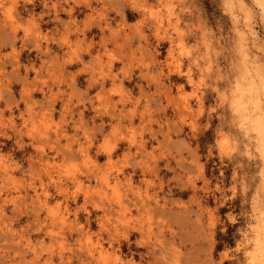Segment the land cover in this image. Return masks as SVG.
Segmentation results:
<instances>
[{
  "label": "rangeland",
  "instance_id": "1",
  "mask_svg": "<svg viewBox=\"0 0 264 264\" xmlns=\"http://www.w3.org/2000/svg\"><path fill=\"white\" fill-rule=\"evenodd\" d=\"M242 2L250 22L224 0H0V264L254 261L261 155L227 100L264 20Z\"/></svg>",
  "mask_w": 264,
  "mask_h": 264
},
{
  "label": "bare ground",
  "instance_id": "2",
  "mask_svg": "<svg viewBox=\"0 0 264 264\" xmlns=\"http://www.w3.org/2000/svg\"><path fill=\"white\" fill-rule=\"evenodd\" d=\"M163 1H165V0H163ZM243 1V0H242ZM242 1H240V0H224V4H225V6L228 4L229 6H232L234 3H236L237 4V6L239 7V9H244V7L246 6L245 4H243V2ZM133 3V2H132ZM145 3H146V1H145ZM163 3H166V2H163ZM227 3V4H226ZM253 3L257 6V10H258V14H259V16H260V18L262 19V20H264V0H253ZM167 5V4H166ZM245 5V6H244ZM235 8V7H234ZM247 8V7H246ZM244 9V10H246L245 12H244V10H243V13H245L244 15H245V18H246V20H247V22H250V20L248 21V19H250V17L249 16H251V15H249L248 14V12L247 11H249V9L247 10V9ZM226 9H228V7H226ZM232 10H233V8H231ZM231 9H229V10H231ZM149 10V9H148ZM151 10H153V9H151ZM150 10V14H152L153 12ZM155 10V9H154ZM231 10V11H232ZM147 11V10H146ZM234 11V10H233ZM241 11V10H240ZM230 12V11H229ZM137 13V12H136ZM155 13H156V10H155ZM235 13V12H234ZM234 13H233V16H235L234 15ZM144 14V13H143ZM148 15H150L149 13H147ZM157 15V14H156ZM159 15V14H158ZM144 16V15H143ZM155 16V15H154ZM230 16V15H229ZM232 16V17H233ZM258 16V17H259ZM142 17V16H141ZM150 17V16H149ZM147 19V18H146ZM146 19H144V20H146ZM149 19V18H148ZM154 19H158V18H154ZM161 19V18H160ZM160 19H158V20H160ZM233 19V18H232ZM231 19V20H232ZM244 19V18H243ZM245 21V20H244ZM261 21V20H260ZM156 22H157V20H156ZM161 22V21H160ZM234 22V21H233ZM246 21H245V23H247ZM151 23V22H150ZM245 23H243V24H245ZM262 23V22H261ZM235 24H236V21H235ZM248 24V23H247ZM154 25H157L158 26V24H154ZM236 26V25H235ZM245 26H247L246 24H245ZM160 27V26H159ZM235 28H237V26L236 27H234V29ZM247 28V27H246ZM245 28V29H246ZM248 28H249V31H250V37L252 36V42H253V45H254V47H255V49H256V51L257 52H262V54L264 55V39L261 37V36H259L254 30H253V28H251V26H249V24H248ZM157 29H158V27H157ZM162 29V28H161ZM160 30V29H159ZM238 32H240L241 31V29H240V31L238 30V29H236ZM157 31V30H156ZM244 30H242L238 35H236V38H238V41L237 42H239L240 40H242L243 39V35L241 34V33H245L246 31L248 32V30L246 29V31L245 32H243ZM154 32V31H153ZM236 32V31H235ZM156 33V32H155ZM154 33V34H155ZM237 34V33H236ZM248 35V34H247ZM160 37H161V35H160ZM166 37V36H165ZM157 38V37H156ZM162 38V37H161ZM168 39H166V41L168 40V42H169V37H167ZM242 38V39H241ZM245 38V37H244ZM164 39V38H163ZM172 40V39H171ZM244 40H246V39H243L242 41H244ZM167 42V43H168ZM170 44V43H169ZM242 44V43H241ZM239 45V44H238ZM242 46H244V48H245V43H244V45L242 44ZM169 47L170 46H168V49H169ZM239 47H240V45H239ZM172 48V47H171ZM244 48H242L241 50L242 51H244L245 49ZM241 50H239V52L241 51ZM171 51V50H170ZM241 51V53H243L245 56H246V54L244 53V52H246V51H244V52H242ZM167 52H168V54L170 53L169 52V50H167ZM248 56H249V54H247ZM241 57V56H240ZM239 57V58H240ZM242 57H244V56H242ZM249 57H251V56H249ZM248 57V58H249ZM247 58V57H246ZM246 58H244V60L246 59ZM252 58V57H251ZM258 58H256L255 60L256 61H254V62H256V64L253 62V64H255V66H253L251 69H252V71H253V74H251L250 72H248L249 70H246L245 68H244V66H243V64H241L242 66H243V70H244V72L240 75V78H241V81H238V80H236L237 82H236V84L234 85L235 86V90H236V94L231 98V100H227V101H231L230 102V109H231V112H232V115H233V118H231V119H233V120H231L230 121V125H229V127H232L233 128V130L235 129L236 130V132L240 135V143H242L243 144V146H244V148H246V144H247V141L249 140V137H250V134H251V132H254V134L252 135L251 134V136H254V146H255V148H257L256 150H258V152H259V154L261 155L260 157V159L261 160H259L260 162H261V164H262V167H261V172L259 173V174H261V176H259L260 178H261V180L259 181V182H261V184H260V188L258 187V189H261V192L262 193H264V63L262 64V63H257V62H259L258 60H257ZM244 60H242L241 59V62L242 61H244ZM247 60V59H246ZM248 64V63H247ZM250 64H252V63H250ZM196 65V64H195ZM249 65V64H248ZM169 66V65H168ZM167 66V67H168ZM175 66V65H174ZM249 66H251V65H249ZM249 66H246V67H249ZM170 68V66L168 67V69ZM178 68V70H179V67H177ZM174 69H176V67H174L171 71L172 72H176V70H174ZM241 69H242V67H241ZM249 69H250V67H249ZM250 69V70H251ZM189 70V72H190V70L191 69H188ZM171 71H167L168 73L169 72H171ZM185 71H187V70H185ZM185 71H184V73H185ZM194 71V70H193ZM177 72H179V71H177ZM241 72V71H240ZM161 73V72H160ZM180 73V72H179ZM175 74H177V73H175ZM191 74V73H190ZM190 74L189 73H185V76H186V80H187V82H189V85H191L190 83L192 82V79L190 78ZM178 75V74H177ZM181 75V74H180ZM168 76V75H167ZM176 76V75H175ZM169 77V76H168ZM181 77V76H180ZM102 79V78H101ZM184 79V80H185ZM237 79V78H236ZM95 81H97V79L95 80ZM193 81H194V79H193ZM184 82H186V81H184ZM98 83V82H97ZM185 84H188V83H185ZM194 84V83H193ZM214 89H216V88H214ZM217 90V89H216ZM200 92H201V90H200ZM195 93H196V91H195ZM194 93V95L193 96H195L196 94ZM219 93V92H218ZM200 94V93H199ZM197 96V95H196ZM218 96V95H217ZM182 99V98H181ZM184 99V98H183ZM185 100H186V98H185ZM195 102H196V104H197V106H195V109H196V107H198V111H194L193 113H195V112H198V114L200 115L201 114V112H202V110H201V108H202V98L199 96V97H197V99L195 98ZM183 101V100H182ZM182 103V104H181ZM204 103V102H203ZM180 104L182 105L181 107V110L182 111H187V112H190L191 113V115L193 114L192 113V107H191V105H190V103H188L187 101H183V102H180ZM195 104V105H196ZM219 104V103H218ZM217 105V104H216ZM224 106V105H223ZM228 106V105H227ZM220 107V106H219ZM179 108V107H178ZM177 108V109H178ZM226 108V107H225ZM180 109V108H179ZM203 109V108H202ZM219 109V108H218ZM197 110V109H196ZM221 111H222V109H221ZM220 111V112H221ZM174 112V111H173ZM178 113H179V111H178ZM219 113V112H218ZM223 114V113H222ZM182 115H183V113H182ZM198 115V116H199ZM221 115V114H220ZM196 116H197V113H196ZM226 116H227V114H226ZM218 117V116H217ZM222 117V116H221ZM225 119V118H224ZM220 120V119H219ZM222 120V119H221ZM229 120V119H228ZM222 126V125H221ZM220 128V127H219ZM219 128H217V129H219ZM221 131V130H220ZM219 132V131H218ZM223 134H224V132H222ZM220 134V133H219ZM231 134V133H230ZM221 135V134H220ZM253 138V137H252ZM233 141V140H232ZM251 141H252V139H251ZM221 144V143H220ZM241 144V145H242ZM253 145H251V147H252ZM254 146H253V148H254ZM252 149V148H251ZM244 151H245V149H244ZM246 151H247V149H246ZM256 152V151H255ZM257 156H258V154H257ZM260 192V193H261ZM264 196V195H263ZM263 202H264V200H263ZM262 202V203H263ZM264 204V203H263ZM262 205V204H261ZM263 207V206H262ZM255 208V207H254ZM257 208V207H256ZM255 210V209H254ZM257 210V209H256ZM255 210V211H256ZM259 211L261 210V208L260 209H258ZM257 210V212H259ZM256 212V213H257ZM263 212H264V209H263ZM260 213V212H259ZM261 214H262V210H261ZM261 214H256L257 216H262ZM255 215V216H256ZM262 217H264V216H262ZM262 219V218H261ZM260 219V217L258 218V220H259V222H260V224H258L257 225V227L255 226V228L256 229H258L257 231H258V233L256 234V240L254 241V239H253V241L255 242V244L253 243V245H252V248L254 249V246L256 247V249H255V252H257V255L255 254V253H253L254 251L253 250H251L250 251V253L251 254H249V255H252V253H253V255H252V257L254 258V256L256 255L257 257H255L256 259H258L259 261L261 260V262L263 261L264 262V218H263V220H261ZM257 220V219H256ZM258 223V222H257ZM255 230V229H254ZM255 233H256V231H255ZM255 233H254V235H255ZM253 235V236H254ZM255 238V237H254ZM252 242V241H251ZM248 252H249V250H248ZM255 254V255H254ZM248 256V255H247ZM250 257V259H251V256H249ZM261 257V258H260ZM254 258V261L252 260V262H255V259ZM247 259H249V258H247ZM250 261V260H249ZM251 262V261H250ZM250 262H249V264H250ZM252 262H251V264H252ZM259 263V262H257V260H256V263L257 264H262V263Z\"/></svg>",
  "mask_w": 264,
  "mask_h": 264
}]
</instances>
